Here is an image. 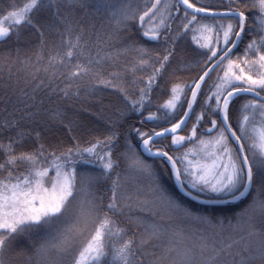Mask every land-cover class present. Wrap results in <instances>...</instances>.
Wrapping results in <instances>:
<instances>
[{"label": "snow or ice", "instance_id": "1", "mask_svg": "<svg viewBox=\"0 0 264 264\" xmlns=\"http://www.w3.org/2000/svg\"><path fill=\"white\" fill-rule=\"evenodd\" d=\"M24 29L35 60L0 53V264H264V0H26L0 12V43H30ZM126 55L123 71L97 68ZM16 63L33 69L25 87ZM82 82L119 94L96 114L98 134L43 109ZM122 166L144 183L118 198Z\"/></svg>", "mask_w": 264, "mask_h": 264}, {"label": "trees", "instance_id": "2", "mask_svg": "<svg viewBox=\"0 0 264 264\" xmlns=\"http://www.w3.org/2000/svg\"><path fill=\"white\" fill-rule=\"evenodd\" d=\"M26 2V0H0V12H3L4 9H8L10 5L14 4L17 7L23 6V4ZM135 3H139V4H143L145 2H148V0H134ZM22 36L28 40H30V43H26L25 39H22L18 44L15 40V38H13L12 41H10L8 44H0V53L2 52H6L8 50H11L13 53V57L15 56V49L16 47H19L21 49V57H28L31 56L33 60H35V52L37 50V46H38V41L36 40V38L34 36H32L31 32L27 29H24L22 31ZM119 46V45H116ZM114 50V48H113ZM47 52L48 49H45V56H47ZM96 53V49L93 48L92 49V55L94 56ZM132 56V55H129ZM83 62H86V60H84V58H81ZM124 56H122V60L120 58L119 61L117 62H112V61H106L105 63L97 66L98 70L101 71L104 74H107L110 71L113 70H121L123 71L124 69ZM57 68L59 69V71H66L65 68L57 65ZM11 71L13 73V79H16L17 76L20 79V87H25L24 84V78L26 76H29V73L31 71H33L32 68H27L25 69L23 65H21L20 63H16L14 65H11ZM171 70H169L170 72ZM0 74L7 76L8 74V68L4 67L2 69H0ZM41 77L44 76V73L41 72L39 74ZM30 78V76H29ZM133 80H135V83H133ZM210 82V81H209ZM57 83H59L61 85V87L64 86V83H67V81H60L58 80ZM124 83L125 86L129 89V91H134L138 85H140V81L138 79H136L135 77H133L131 75V73H127L124 76ZM94 87L93 84H91L90 82H82L80 83V95L78 97L73 96L71 98L65 99L63 98L62 94L58 91L55 95H49V96H44V104H43V109L46 110V112H53V111H59L62 114V117L64 119L65 122H69V121H75L78 125H82V117L83 115H93V114H97L95 111H92V113L88 112L86 109V105H98L99 108L101 110H103L104 105L102 104V100L103 99H107L106 97H110V96H114L117 95L119 97L118 93H115L113 89L111 88H100L98 91L96 92H91L90 89ZM105 89V91H104ZM75 90V89H73ZM168 92L167 88H165L164 90H157L154 94V100L156 102L159 103H163V100H165L164 97H166V93ZM43 95V94H41ZM113 99V98H112ZM45 122L47 123V125L53 129L54 131H56V133H58L59 131H63V125L54 122L53 120L49 119L47 115H45L44 117ZM99 120V119H98ZM79 122V123H78ZM80 122L82 124H80ZM100 124H102L104 126V128L107 127V125L105 124V122H99ZM84 125V124H83ZM103 128V129H104ZM102 129V130H103ZM77 131H79V128L76 129ZM101 130V131H102ZM187 131V130H185ZM47 135V134H46ZM87 140V139H85ZM24 148L26 149H31L32 146V140L31 139H26L24 141L23 144ZM3 154L0 153V162H3ZM148 162L152 163L151 158H148ZM118 172H121V180H122V185L123 187L121 188V190L117 193L118 197L122 196L125 197L130 193H134V190L136 189L135 186H137V178L135 176L132 175H125L124 171H123V166L121 167V169H117ZM129 178V179H128ZM131 181V179H134V182L136 184H129L127 183V180ZM164 180L167 182H169V180L167 179V175L165 174ZM140 181V180H139ZM142 183H144L143 181H140ZM168 186L171 187L172 183L168 184ZM111 188V184L109 182V184L105 185V189L106 195H109L110 192L107 191ZM128 191V192H126ZM122 193V194H119ZM240 211L239 208L234 207L231 211L229 212H225V213H219L218 215H227L229 217L233 216L234 214L238 213ZM139 215H144V216H148L149 219H151V217L149 216L148 213H136ZM122 226L127 224V216H118L116 218ZM161 223H166V221H161ZM185 227L188 229L189 232L191 233H195L196 229L199 226L196 225H185ZM133 231H135V229H133ZM219 241H226L227 240V233H225L223 236L218 237L217 238ZM40 242L39 237L34 236L32 239H29L28 237H22L20 239L19 246L20 247H28L29 245L32 244H38ZM113 242H116L114 244H118L119 243V237H116L113 239Z\"/></svg>", "mask_w": 264, "mask_h": 264}, {"label": "rangeland", "instance_id": "3", "mask_svg": "<svg viewBox=\"0 0 264 264\" xmlns=\"http://www.w3.org/2000/svg\"><path fill=\"white\" fill-rule=\"evenodd\" d=\"M3 44V43H2ZM188 44H191V39H190V37L187 39V41L182 45V47H185V46H187ZM193 47H194V45H193ZM132 59H133V57L132 56H129V55H126V56H124V62H123V65H125L126 63H128V62H131L132 61ZM121 60H122V57H121ZM173 67H175V65H173ZM200 71V69L199 68H196V67H192V68H190V69H188V70H186V71H184V72H182V73H180L179 75H180V79H182V80H184V81H188V82H190V80H191V78L193 77V76H195L196 75V73L197 72H199ZM213 78H215V77H213ZM211 83V81L209 82V84ZM169 87H170V85H169ZM168 90V89H167ZM104 91H105V89H104ZM166 97H164L165 98V100L167 99V97H168V92L166 93V95H165ZM107 99H103L102 100V104L104 105V108H103V111L106 113V114H111V111H112V109L109 107V105H116L117 103H118V96L117 95H114V96H110V97H106ZM113 98V99H112ZM163 102H164V100H163ZM86 109H87V111L88 112H90V113H92V111H95L96 113H100L102 110L99 108V106L98 105H86ZM82 122H83V124H88V125H90L92 128H93V130H94V134H98L99 133V131H101L103 128H104V126L102 125V124H100L99 122H103V120H98V117H97V115L96 114H93V115H89V113H88V115H83V117H82ZM79 123V122H78ZM80 124H82L81 122H80ZM82 124V125H83ZM57 135L58 136H60V137H63L64 136V131H59L58 133H57ZM90 137L89 136H84V137H82V139H89ZM129 179V178H128ZM128 179L127 180H125V181H127V183H129V184H136L135 182H134V179H131V181H128ZM121 182H122V180H121ZM137 183L138 184H143L142 182H140L139 180H137ZM165 183L167 184H170V183H173L172 181H169V182H167V180L165 181ZM136 187V186H135ZM126 192H128V191H126ZM134 192H135V190H134ZM119 194H122V193H119ZM118 198H122V196H120V197H118ZM113 243H116V242H113Z\"/></svg>", "mask_w": 264, "mask_h": 264}, {"label": "water", "instance_id": "4", "mask_svg": "<svg viewBox=\"0 0 264 264\" xmlns=\"http://www.w3.org/2000/svg\"><path fill=\"white\" fill-rule=\"evenodd\" d=\"M1 44V43H0Z\"/></svg>", "mask_w": 264, "mask_h": 264}]
</instances>
